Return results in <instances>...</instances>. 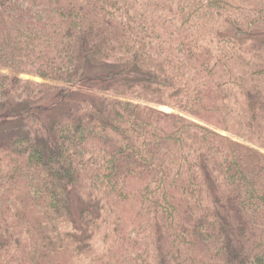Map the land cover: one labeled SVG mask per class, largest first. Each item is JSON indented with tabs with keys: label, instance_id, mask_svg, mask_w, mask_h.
Returning <instances> with one entry per match:
<instances>
[{
	"label": "trees",
	"instance_id": "16d2710c",
	"mask_svg": "<svg viewBox=\"0 0 264 264\" xmlns=\"http://www.w3.org/2000/svg\"><path fill=\"white\" fill-rule=\"evenodd\" d=\"M242 41L244 0H0V264H264Z\"/></svg>",
	"mask_w": 264,
	"mask_h": 264
},
{
	"label": "rangeland",
	"instance_id": "374dc122",
	"mask_svg": "<svg viewBox=\"0 0 264 264\" xmlns=\"http://www.w3.org/2000/svg\"><path fill=\"white\" fill-rule=\"evenodd\" d=\"M246 2V6L248 8L258 5L264 9V0H244ZM263 44V43H262ZM252 45L253 51L250 56L247 53V45L244 41L238 45V56L230 60V68H226L227 73H241L248 75L252 70L253 66H261L264 65V50L260 49L259 47L262 45ZM240 62V63H239ZM235 64V71H232L233 65ZM23 77H28V75H22ZM39 80L38 78H36Z\"/></svg>",
	"mask_w": 264,
	"mask_h": 264
}]
</instances>
